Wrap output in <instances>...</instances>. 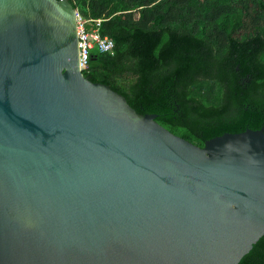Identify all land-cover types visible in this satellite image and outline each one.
I'll return each instance as SVG.
<instances>
[{
	"label": "water",
	"instance_id": "obj_1",
	"mask_svg": "<svg viewBox=\"0 0 264 264\" xmlns=\"http://www.w3.org/2000/svg\"><path fill=\"white\" fill-rule=\"evenodd\" d=\"M155 117L80 71L69 0H0V264H238L264 129L199 147Z\"/></svg>",
	"mask_w": 264,
	"mask_h": 264
},
{
	"label": "trees",
	"instance_id": "obj_2",
	"mask_svg": "<svg viewBox=\"0 0 264 264\" xmlns=\"http://www.w3.org/2000/svg\"><path fill=\"white\" fill-rule=\"evenodd\" d=\"M69 1L114 44L83 75L137 113L199 147L264 129V0ZM238 264H264V235Z\"/></svg>",
	"mask_w": 264,
	"mask_h": 264
},
{
	"label": "built area",
	"instance_id": "obj_3",
	"mask_svg": "<svg viewBox=\"0 0 264 264\" xmlns=\"http://www.w3.org/2000/svg\"><path fill=\"white\" fill-rule=\"evenodd\" d=\"M74 10L76 15L79 68L82 72L87 68L92 54H112L114 44L110 38L99 33L101 19L86 20L77 9L74 8Z\"/></svg>",
	"mask_w": 264,
	"mask_h": 264
}]
</instances>
